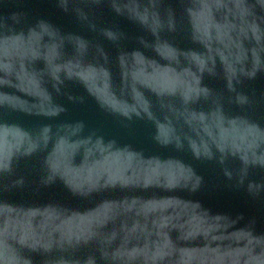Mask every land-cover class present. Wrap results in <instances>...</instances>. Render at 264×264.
<instances>
[{"label": "water", "instance_id": "1", "mask_svg": "<svg viewBox=\"0 0 264 264\" xmlns=\"http://www.w3.org/2000/svg\"><path fill=\"white\" fill-rule=\"evenodd\" d=\"M0 264H264V0H0Z\"/></svg>", "mask_w": 264, "mask_h": 264}]
</instances>
